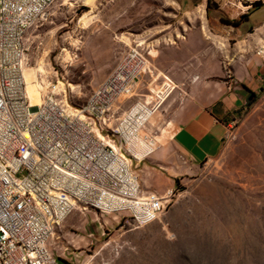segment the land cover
<instances>
[{
	"label": "rangeland",
	"instance_id": "rangeland-1",
	"mask_svg": "<svg viewBox=\"0 0 264 264\" xmlns=\"http://www.w3.org/2000/svg\"><path fill=\"white\" fill-rule=\"evenodd\" d=\"M82 3L55 2L45 21L27 29L23 72L34 71L41 98L53 85L57 98L65 94L69 105L78 106L106 77L105 64L112 60L114 66L139 45L151 71L139 77L134 94L121 101L118 112L140 99L150 102L154 113L143 134L155 141L145 149L155 150L143 153L139 163L131 159V168L143 191L159 195L173 187L177 193L158 218L138 227L124 214L73 210L49 240L53 256L73 264H264V91L249 95L252 102L228 127L221 149L200 175L161 187L148 162L172 135V119L189 81L170 77L157 55L171 59V49L189 36L215 50L216 37L236 26L226 22L231 5L211 0L207 12L206 0ZM222 36L233 49L231 35ZM197 43L190 57L195 76L207 58Z\"/></svg>",
	"mask_w": 264,
	"mask_h": 264
},
{
	"label": "built area",
	"instance_id": "built-area-1",
	"mask_svg": "<svg viewBox=\"0 0 264 264\" xmlns=\"http://www.w3.org/2000/svg\"><path fill=\"white\" fill-rule=\"evenodd\" d=\"M58 1L84 4L0 0V264H73L49 248L70 212L124 214L138 227L158 218L177 193L173 187L159 195L143 191L131 168V159L141 158L126 150L155 142L143 134L154 113L150 102L140 99L118 112L139 77L151 71L139 45L120 57L85 103L69 105L52 85L32 106L23 76L24 34L45 21ZM257 1L226 3L244 12ZM254 51L264 65V40Z\"/></svg>",
	"mask_w": 264,
	"mask_h": 264
},
{
	"label": "crops",
	"instance_id": "crops-1",
	"mask_svg": "<svg viewBox=\"0 0 264 264\" xmlns=\"http://www.w3.org/2000/svg\"><path fill=\"white\" fill-rule=\"evenodd\" d=\"M261 3L259 7L244 12L231 6L227 13L230 20L246 15L231 32L219 22L218 26L225 30L222 35H231L230 38L235 40L233 49L228 48V38L222 35L214 40L215 50L210 43L189 36L171 49V59L167 51L168 57L157 55V63L170 77L189 80L186 96L180 100L172 119V135L148 161L161 187L172 185L175 179L182 182L188 176L200 175L207 161L221 149L228 127L246 110L250 92L264 91V65L252 47L264 37V1ZM196 41L201 42V48L207 53V58L200 61L198 76L193 73L195 62L190 61L195 46H198ZM113 64L112 60L108 61L103 72L108 74ZM212 75L219 79L209 80ZM145 148L147 145L140 147L137 143L129 144L126 150L135 158V155L141 158L143 153L155 150V147Z\"/></svg>",
	"mask_w": 264,
	"mask_h": 264
},
{
	"label": "bare ground",
	"instance_id": "bare-ground-1",
	"mask_svg": "<svg viewBox=\"0 0 264 264\" xmlns=\"http://www.w3.org/2000/svg\"><path fill=\"white\" fill-rule=\"evenodd\" d=\"M92 0H84L86 3H90ZM31 70V69H30ZM25 69L23 72L24 80H25V85H26V93L28 97L30 98V102L33 107H36L39 105L41 101V96L39 93L38 88L36 87V84H33V78L35 77L34 71H30ZM38 70H41V68H38ZM137 158H139V155H135Z\"/></svg>",
	"mask_w": 264,
	"mask_h": 264
},
{
	"label": "trees",
	"instance_id": "trees-1",
	"mask_svg": "<svg viewBox=\"0 0 264 264\" xmlns=\"http://www.w3.org/2000/svg\"><path fill=\"white\" fill-rule=\"evenodd\" d=\"M210 2H211V0H207V4H206V10H207V12H209V8H210ZM262 3L261 2H259V1H257V2H254L253 4H252V7L253 8H257V7H259L260 5H261ZM246 18V15H243V16H240L238 19H233V20H227L226 22L228 23V24H233V25H238L240 22H242L244 19ZM253 96V97H255L256 95L255 94H253V93H251L250 92V96ZM249 96V100H248V104H250L252 101V99H251V97ZM178 181H175V183H177ZM60 260V259H59ZM61 261H63V260H61ZM63 262H65V261H63Z\"/></svg>",
	"mask_w": 264,
	"mask_h": 264
}]
</instances>
